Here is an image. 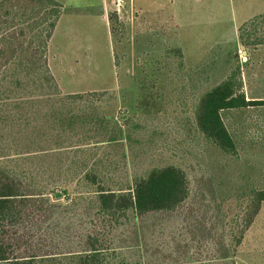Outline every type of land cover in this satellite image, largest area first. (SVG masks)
Returning <instances> with one entry per match:
<instances>
[{"label":"rangeland","instance_id":"rangeland-1","mask_svg":"<svg viewBox=\"0 0 264 264\" xmlns=\"http://www.w3.org/2000/svg\"><path fill=\"white\" fill-rule=\"evenodd\" d=\"M58 1L63 8L47 56L59 91L37 74L5 68L0 164L50 169L56 155V142L45 133L51 96L98 91L95 114L127 122L122 143L104 149L119 160L112 176L127 179L173 164L191 182L176 213L123 218L116 248L141 264H264V202L236 248L234 237L250 186L264 189V105L223 111L238 145L235 156L209 144L194 120L199 96L237 64L247 97H264V45L254 53L257 46L236 40V24L264 0ZM247 25L253 40L264 39V18ZM195 42L201 44L190 45ZM182 44L204 52L185 56ZM66 186L75 191L74 181Z\"/></svg>","mask_w":264,"mask_h":264},{"label":"trees","instance_id":"trees-1","mask_svg":"<svg viewBox=\"0 0 264 264\" xmlns=\"http://www.w3.org/2000/svg\"><path fill=\"white\" fill-rule=\"evenodd\" d=\"M62 8L58 0H0V76L14 65L59 91L47 51ZM260 18L264 13L239 27L242 46L264 44V39L253 40L246 32L247 24L255 26ZM243 86L237 64L204 91L194 107V120L205 140L230 156L239 151L223 111L264 105V99H247ZM100 99L98 91L51 96L45 135L56 142V155L49 161L50 169L0 164V264H141L115 246L123 218L131 213L141 220L185 207L191 182L179 166H154L127 179L112 176L119 160L104 149L124 139L127 122L113 123L105 114H95ZM72 181L74 195L66 186ZM249 189L235 248L264 202V189L253 185Z\"/></svg>","mask_w":264,"mask_h":264},{"label":"crops","instance_id":"crops-1","mask_svg":"<svg viewBox=\"0 0 264 264\" xmlns=\"http://www.w3.org/2000/svg\"><path fill=\"white\" fill-rule=\"evenodd\" d=\"M104 1V0H103ZM105 5V4H104ZM262 6V7H261ZM258 9H254V11H252L247 17H245L244 19H242L240 22H238L237 24H236V26H237V37H236V40H237V44L238 45H241L240 44V41H239V37H238V34H239V27L241 26V24L242 23H244L245 21H251L254 17H256V16H258V15H260V14H262V13H264V3L262 4V5H257L256 6ZM259 7H261V8H259ZM251 8L253 9L254 8V6L252 5L251 6ZM169 19H172L171 17H169ZM172 21V20H171ZM53 36V35H52ZM52 38V37H51ZM51 40V39H50ZM201 43L200 42H195L194 44H190V45H200ZM185 45V44H184ZM261 45H264V44H259V45H257V47L256 48H254L253 50H252V52H257L258 50H259V47L261 46ZM182 46H183V44H182ZM49 47H50V41H49ZM184 47V55L185 56H188L189 55V53L190 52H193V55L195 56V54H197V53H199V52H201V53H203L204 51H202V49H198L197 47L196 48H189V49H186V46H183ZM51 48V47H50ZM190 50V51H189ZM189 52V53H188ZM245 53H246V51H244ZM48 56H49V50H48ZM243 89H244V87H243ZM245 92V91H244ZM246 97H247V95H246ZM247 99H264V97H258V96H255V97H252V98H249V97H247ZM260 106H263V105H260ZM251 107H253V106H251ZM252 225V224H251ZM250 225V226H251Z\"/></svg>","mask_w":264,"mask_h":264},{"label":"built area","instance_id":"built-area-1","mask_svg":"<svg viewBox=\"0 0 264 264\" xmlns=\"http://www.w3.org/2000/svg\"><path fill=\"white\" fill-rule=\"evenodd\" d=\"M112 1V3H120V0H111Z\"/></svg>","mask_w":264,"mask_h":264}]
</instances>
